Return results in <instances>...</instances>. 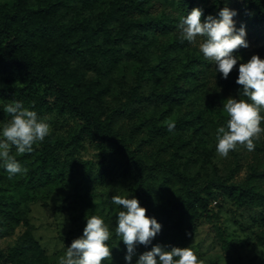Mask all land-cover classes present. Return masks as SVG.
I'll list each match as a JSON object with an SVG mask.
<instances>
[{
	"label": "trees",
	"instance_id": "16d2710c",
	"mask_svg": "<svg viewBox=\"0 0 264 264\" xmlns=\"http://www.w3.org/2000/svg\"><path fill=\"white\" fill-rule=\"evenodd\" d=\"M203 1L0 0V77L7 94L29 101L35 87L44 81L41 97H51L60 115L73 114L79 120L68 129L66 138L47 136L30 154L11 152L27 171L14 175L13 184L0 179V237L21 223L27 228L0 264L45 263L44 251L30 232L22 203L35 190L48 189L78 174L79 162L89 163L76 158L85 142L98 151L111 171L128 181L129 198L138 199L147 216L161 225L150 244L137 243L138 255L157 245L169 251L187 246L208 196L196 187L190 174L173 164L175 153L169 160L161 158L159 149L154 156L148 154L146 140L138 137V132L145 119L142 115L152 110L158 114L157 122L151 125L153 131L160 143L169 141L170 132L161 120L184 102L187 92L197 93L198 88L199 96L202 91L206 61L188 50L191 43L181 39L178 24L193 8L203 10L202 20L209 15L218 18L219 13L213 14ZM231 2L238 17H233L235 26L245 27L246 41L248 37L264 41V0H220L219 11L230 9ZM159 43L161 59L136 78L131 93H123L124 102L106 112L103 100L109 86L103 79L112 78L117 69L129 63L138 67L141 54ZM244 50L240 48L234 55ZM240 63L245 61L238 60L227 79L219 73L222 89L240 93L241 86L236 83ZM175 70L179 77L199 79L198 87L185 90L174 83L170 90H158L157 86L143 90L149 81L158 84L161 77ZM87 71L97 77H86ZM33 107L37 115L42 114L43 104ZM138 113L141 120L133 122ZM102 163L94 172L85 167L79 184L101 182L105 174ZM262 181L264 168L254 169L241 185L224 188L241 205L264 207Z\"/></svg>",
	"mask_w": 264,
	"mask_h": 264
},
{
	"label": "rangeland",
	"instance_id": "374dc122",
	"mask_svg": "<svg viewBox=\"0 0 264 264\" xmlns=\"http://www.w3.org/2000/svg\"><path fill=\"white\" fill-rule=\"evenodd\" d=\"M203 4L209 7L213 14L219 13L220 0H204ZM229 7L233 10V2ZM234 19H238L237 15ZM202 39L198 37L197 42L191 43L188 48L190 52L206 61L201 93L197 96L198 88L197 93L187 92L184 95V102L161 120L162 123L173 121L176 124L169 134V141L160 143L159 135L153 131L151 125L157 122L158 114L152 110L147 111V116L142 115L145 119L138 137L146 140L145 149L148 154L154 156L159 149L161 158L169 160L175 153L173 164L180 171L190 174L196 187L203 190L201 192L204 196H208L206 209L197 216L192 238L186 247L192 248L203 264H264V207L241 205L224 188L226 185L228 187L241 185L254 169L264 168V135L255 142L256 147L252 152L238 146L237 150L229 152L227 158L217 154L216 129L226 126L228 119L223 111V104L228 98L243 97L238 90L222 89L215 63L206 60L199 50ZM247 43L248 47L235 55L240 58L239 60L247 63L253 55L264 59L263 40L248 37ZM160 46L159 43L153 49L142 53V61L138 67L129 63V66L117 69L112 78L103 79V83L109 86L103 100L106 112L117 108L120 101L124 102L123 93H131V86L136 78L161 59L163 49ZM178 73L179 71L175 70L167 77H161L158 84L151 80L148 85H144L143 90H150L154 86H157L158 90H170L174 83L185 90H190L192 86L198 87L199 79L188 80L179 77ZM85 76L97 77L91 71H87ZM45 87L46 83L41 81L35 87L32 99L20 101L17 96L7 94L0 77V130L11 119L4 111L6 105L18 101L34 111L33 105L39 103L43 104V111L38 118L50 125L48 136L52 139L66 138L68 129L76 126L79 120L73 114L60 115L53 106L51 97L42 98ZM139 114L141 113L134 116L133 122L141 120ZM121 117L125 118V115L122 114ZM150 129L153 135L150 134ZM178 131L181 132L176 133ZM11 152L17 153L16 148L12 147ZM76 158L88 160L89 163L83 165L79 162L78 174L71 175L64 183L53 184L48 189L35 190L22 203L30 232L44 251V264H58L59 257L65 254L73 240L83 236L87 218L92 215L103 218L111 232V237L106 242L111 248V259L103 261L102 264H128L125 260L127 247L116 235L115 230L118 213L124 209L123 206L112 203L113 196L129 198L128 181L117 175L116 171H111L98 151L86 142L76 154ZM100 163L105 169L102 181L90 182L87 186L80 185L79 180L83 177L84 168L91 167L94 172L99 169ZM0 179L4 184L14 183L13 179L8 178L2 161ZM261 185L264 188V181ZM26 228L21 223L12 233L0 237L2 252L0 263L7 256L9 247L17 242ZM138 258L135 249L131 264H136Z\"/></svg>",
	"mask_w": 264,
	"mask_h": 264
},
{
	"label": "clouds",
	"instance_id": "9594fccd",
	"mask_svg": "<svg viewBox=\"0 0 264 264\" xmlns=\"http://www.w3.org/2000/svg\"><path fill=\"white\" fill-rule=\"evenodd\" d=\"M235 10L221 9L218 18L211 15L202 20L203 10L193 8L178 24L181 39L195 44L203 38L199 50L206 60L216 65L217 72L227 79L237 65L239 57L234 53L247 48L246 30L243 25L235 26ZM236 83L241 86L240 95L244 98H228L223 104L227 114L226 126L216 129V152L227 158L230 151L239 147L247 151L255 150V142L264 135V59L253 55L247 63L239 64ZM5 113L11 119L0 130V161L11 179L14 175L26 172L17 159L11 155L14 146L18 154L32 153L34 145L43 142L50 134V125L38 118L37 112L29 110L21 102L5 106ZM171 132L173 121L166 122ZM112 203L123 206L119 211L116 235L127 247L125 260L131 264L137 243L148 245L160 232L161 225L155 218L147 216V209L140 206L136 198L113 196ZM111 237L109 226L98 215L87 218L81 238L74 239L65 254L59 257L58 264H102L111 259V248L106 243ZM158 257V259H157ZM136 264H203L190 247H173L171 250L157 245L151 251L141 254Z\"/></svg>",
	"mask_w": 264,
	"mask_h": 264
}]
</instances>
